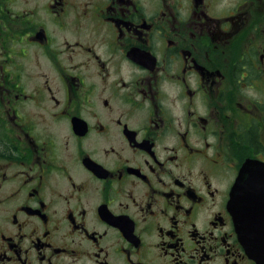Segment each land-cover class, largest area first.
Returning a JSON list of instances; mask_svg holds the SVG:
<instances>
[{
	"label": "flooded vegetation",
	"instance_id": "af4514ba",
	"mask_svg": "<svg viewBox=\"0 0 264 264\" xmlns=\"http://www.w3.org/2000/svg\"><path fill=\"white\" fill-rule=\"evenodd\" d=\"M262 236L264 0H0V264H263Z\"/></svg>",
	"mask_w": 264,
	"mask_h": 264
},
{
	"label": "water",
	"instance_id": "95a60500",
	"mask_svg": "<svg viewBox=\"0 0 264 264\" xmlns=\"http://www.w3.org/2000/svg\"><path fill=\"white\" fill-rule=\"evenodd\" d=\"M249 164H246L244 166H248ZM261 168V167H260ZM264 236H262V241L258 244L257 247H255V254L259 262L264 264Z\"/></svg>",
	"mask_w": 264,
	"mask_h": 264
}]
</instances>
